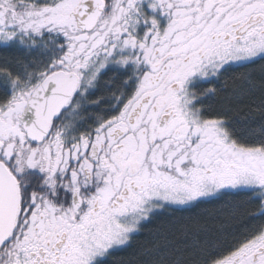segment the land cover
Masks as SVG:
<instances>
[{
	"label": "snow or ice",
	"instance_id": "obj_1",
	"mask_svg": "<svg viewBox=\"0 0 264 264\" xmlns=\"http://www.w3.org/2000/svg\"><path fill=\"white\" fill-rule=\"evenodd\" d=\"M0 264H264V0H0Z\"/></svg>",
	"mask_w": 264,
	"mask_h": 264
}]
</instances>
